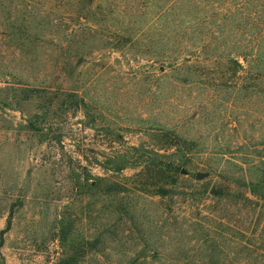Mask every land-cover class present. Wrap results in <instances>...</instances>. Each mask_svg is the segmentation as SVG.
<instances>
[{
    "label": "rangeland",
    "instance_id": "obj_1",
    "mask_svg": "<svg viewBox=\"0 0 264 264\" xmlns=\"http://www.w3.org/2000/svg\"><path fill=\"white\" fill-rule=\"evenodd\" d=\"M229 9L258 43L264 0H0V264H264V78L161 61ZM164 127L188 175L135 167Z\"/></svg>",
    "mask_w": 264,
    "mask_h": 264
},
{
    "label": "trees",
    "instance_id": "obj_2",
    "mask_svg": "<svg viewBox=\"0 0 264 264\" xmlns=\"http://www.w3.org/2000/svg\"><path fill=\"white\" fill-rule=\"evenodd\" d=\"M176 2L180 3L181 0H176ZM198 7V2L193 1V8L197 9ZM226 13L227 18H222V23H217L219 30L217 36L214 33L213 37L212 34H197L189 40V46H185V48L179 46L178 37H163L161 39L162 43L164 45L168 44V46L165 48V52L162 53V63L175 65L180 61L186 60V57L199 62L224 61L226 66L239 69L244 74L256 75L258 79L264 78V46H262V43H264V26L260 31V41L252 44V41L245 39L238 32V25L241 24V21L236 23L238 17L237 9H229ZM238 18H242V16ZM228 20L229 27L225 30V23ZM195 25H202V22L197 19L193 26ZM182 39L184 40V37ZM257 44L259 46L256 48ZM163 129V137L166 138V141H169V144L166 145L168 142H164V144L154 150L157 155L155 158L143 162L144 164L134 165L135 167H141L140 172L152 171L162 177L174 178L180 172L182 173L184 169L182 166L188 163V153H192L193 150L198 148L189 143L186 137L174 132L172 129L165 127ZM108 163H114L112 169L115 171H122L129 166L127 162L113 159H110ZM164 187L165 185L162 186V188ZM4 232L5 230L1 231L2 234ZM1 237L2 242L3 236Z\"/></svg>",
    "mask_w": 264,
    "mask_h": 264
},
{
    "label": "water",
    "instance_id": "obj_3",
    "mask_svg": "<svg viewBox=\"0 0 264 264\" xmlns=\"http://www.w3.org/2000/svg\"><path fill=\"white\" fill-rule=\"evenodd\" d=\"M54 135H57V134H54ZM182 173L188 175L190 172H189L188 170H186V169H183V170H182ZM208 175H209L208 172H197V173H196V178H197V179H204V178L207 177Z\"/></svg>",
    "mask_w": 264,
    "mask_h": 264
}]
</instances>
